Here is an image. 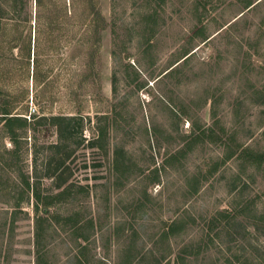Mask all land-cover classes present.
I'll return each instance as SVG.
<instances>
[{"label":"rangeland","instance_id":"1","mask_svg":"<svg viewBox=\"0 0 264 264\" xmlns=\"http://www.w3.org/2000/svg\"><path fill=\"white\" fill-rule=\"evenodd\" d=\"M94 1L39 86L5 48L0 108L29 126L0 114V264H264V0ZM35 14L0 0L9 29ZM53 115L80 117L62 178Z\"/></svg>","mask_w":264,"mask_h":264},{"label":"trees","instance_id":"2","mask_svg":"<svg viewBox=\"0 0 264 264\" xmlns=\"http://www.w3.org/2000/svg\"><path fill=\"white\" fill-rule=\"evenodd\" d=\"M69 3L68 5L66 0H35L36 14L34 37L32 36V29H30V31L26 30V26L20 23L12 25V28L9 29L7 24L1 23L0 21V74L6 75L10 73V70L5 71L3 67L5 58L8 60V64L15 59L10 56L5 57V48L11 51V53L17 48L19 50L20 61H27L26 64L28 65L31 63L33 53L34 85L39 86L42 83V78L45 76L43 75V60L41 57L47 50L51 49V43L56 41L55 37L57 34L55 31L58 30L59 32L64 29L66 26L64 21H68L67 24L73 22L72 26L77 25L82 28V13H79L77 8L80 7L79 5H82V3L86 5L87 14L93 15L91 20L95 21L100 15V12L96 10L94 0H70ZM69 6L74 7V11L69 10ZM77 21L79 24H76ZM43 44L44 47L42 46ZM1 91L2 89L0 87V93ZM1 107L0 114L2 115L1 118L4 121V126L10 134L11 139L16 140L20 136L18 131L28 128V120L22 117L20 113H14L15 108L13 107L7 105ZM78 118L80 117L71 115H53L49 118L52 124L56 126L59 136L58 142L52 146L54 155L49 162L50 166L55 165L58 178L64 177L66 170L69 169L67 167V160L71 157V153H73L72 144L78 132L81 131V128L78 130L79 127L75 123ZM104 133L105 130L100 129L99 137L103 136ZM26 186L30 188V182H26ZM64 192H67V190H64ZM34 195L38 202L42 200L39 192L34 191ZM36 207H39L38 204ZM40 220L42 221V218H40ZM37 223L39 224V219H37ZM177 228L178 225L174 222L167 233L174 234ZM40 235V230L37 229L36 241L38 243L41 240ZM131 263V259L126 261V264Z\"/></svg>","mask_w":264,"mask_h":264}]
</instances>
